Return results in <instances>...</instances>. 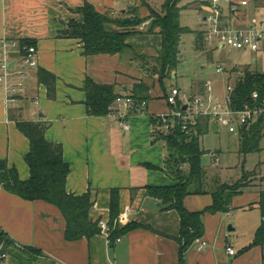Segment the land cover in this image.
Masks as SVG:
<instances>
[{"label":"crops","instance_id":"0c3cea01","mask_svg":"<svg viewBox=\"0 0 264 264\" xmlns=\"http://www.w3.org/2000/svg\"><path fill=\"white\" fill-rule=\"evenodd\" d=\"M129 1L0 0V76H7L10 88L17 86L19 72L23 69V47L27 46L24 42L32 43L38 58V66L29 70L30 78L16 103H8L10 89L0 82V159L16 167L21 180H28L30 170L25 156L30 149V140L19 130L17 121L44 123L47 125L46 139L62 144L64 160L70 166L67 191L76 195L90 193L95 205L92 217L108 222L112 191L117 190L120 226L136 223L137 227L124 233L117 244L109 243L104 234L69 241L65 238V219L56 206L41 200H25L1 186L0 231L18 245L40 250L45 258L56 264H254L264 257V247L253 245L263 217L255 233L252 232V238L237 245L228 235L232 232L228 230L231 210L226 213L205 212L202 216L203 238L208 246L198 250L193 242L181 257L179 213L164 209L159 199L147 193L148 187L177 183L164 171L166 150L161 142L153 143L151 117L171 110L166 96L172 88L181 91L178 86L171 85V81L177 78L178 68L162 79L155 72L162 39L156 32H149L151 21L146 20L145 27L140 26L129 35V49L124 54L86 56L80 40L60 36L70 20L83 21V15L75 10L86 2L94 5L99 13L115 18L135 8L141 18H149L150 10L142 7L141 2L131 5ZM197 1L205 23L211 4L208 0ZM244 1L247 4L243 5ZM219 4L225 22L238 30H245L253 19L264 17V3L230 0ZM196 39L197 48L206 50V42L199 48L197 41L200 40ZM207 52L212 59V52ZM242 52L254 55L251 60L254 68L248 64H236L225 70L226 88L234 86L237 78L247 70L264 73V41L258 52L248 49ZM5 64L6 70L3 68ZM41 70L55 77L53 95L40 81ZM87 79L112 85L117 95L140 93L148 96L146 111L142 114L133 112L129 118L131 129L123 130L120 117L125 111L123 108L113 104L105 115L91 111L85 90ZM205 82H193L191 92L181 93L188 96L202 94ZM226 88L223 94L216 96L222 98ZM218 125L210 120V127ZM212 158L216 166L218 157L215 153ZM244 191L245 188L234 196L231 205L258 209L261 213L259 202L264 190ZM184 204L191 212H201L213 204V197L211 194L189 195ZM228 247L234 249V255H229Z\"/></svg>","mask_w":264,"mask_h":264},{"label":"trees","instance_id":"16d2710c","mask_svg":"<svg viewBox=\"0 0 264 264\" xmlns=\"http://www.w3.org/2000/svg\"><path fill=\"white\" fill-rule=\"evenodd\" d=\"M182 0H166L162 10L150 8L148 19L141 18L137 9L127 11L120 17H112L99 13L94 5L86 2L75 11L83 15V21L70 20L60 36L78 39L83 44L84 55H116L124 54L129 49L127 38L134 34L146 20H150L149 32L161 36L162 45L156 58V70L160 79L166 78L177 70L179 43L181 36L188 32L182 26L180 16ZM260 5L264 0H253ZM199 35L198 45L202 47ZM27 46L32 43L24 42ZM40 81L44 82L51 95L55 90V77L45 70L40 71ZM138 86L137 88H140ZM87 104L94 114L105 115L119 96L112 85H101L92 79L86 80ZM146 91V90H145ZM258 91L264 96V73L247 70L237 78L234 85V102L241 108L251 94ZM136 102L146 101L143 94L131 95ZM167 101V96H166ZM168 103V102H167ZM169 105V104H168ZM170 109L171 106L169 105ZM131 112L138 113L137 108ZM153 126V143L161 142L166 150L164 171L177 183L166 187H148L147 193L159 199L166 210L174 209L180 215L181 235L180 255L189 249L197 237H203L205 212H229L234 196L240 194L246 186L244 180L239 184L230 185L216 179L215 186H206V171L202 165L205 154L201 146L202 137L208 133L210 119L197 117L191 124V133L186 135L176 122L174 127L166 130L162 120L156 115L151 117ZM19 130L29 138L30 149L25 161L30 170V178L21 180L16 167L9 166L7 160L0 159V185L10 193L28 201H45L56 206L66 222L65 238L69 241L91 238L103 234L99 221L92 217L93 202L90 193L76 195L67 191V179L71 171L64 160L63 146L50 142L45 137L47 125L28 121H17ZM264 131V122L256 123L251 129H243L239 135L241 152L251 153L259 149V141ZM211 194L213 204L201 212L186 209L184 201L189 195ZM263 221L258 228L253 245L264 247V191H261L259 202ZM119 195L112 191L110 220V238L115 240L130 229L137 227L130 223L121 227L119 223ZM6 255V264H56L45 258L41 251L29 246H21L0 231V255ZM12 262V263H11Z\"/></svg>","mask_w":264,"mask_h":264},{"label":"rangeland","instance_id":"374dc122","mask_svg":"<svg viewBox=\"0 0 264 264\" xmlns=\"http://www.w3.org/2000/svg\"><path fill=\"white\" fill-rule=\"evenodd\" d=\"M138 1L142 3L144 8L160 11L166 0H130L129 3L134 5ZM196 2L198 3L197 0H182L179 4L181 7V24L189 32L181 37L177 78L171 81V85L178 86L181 91L188 92L193 82L211 81L216 95L224 92L228 84L226 74L224 72L217 73L216 66L221 64L227 70L236 64H242L241 66L248 64L254 68V64H251L254 55L228 47L221 49L215 43L206 41L204 37L206 29L203 20L204 13ZM191 3L195 6H190ZM223 8L225 9L224 6ZM201 34V41L206 42V50L198 49L196 46V37ZM207 51L212 52V59L208 57ZM258 69L262 71L261 66ZM260 134L262 136L259 141V149L251 153H243L240 151L241 147L237 135L230 133L223 125L211 126L208 133L201 139V146L205 151L202 157V165L206 171V186L209 188L213 186L214 188L216 179L230 185L239 184L244 179L246 184L244 188L247 193L256 192V189L264 190V131ZM214 153L218 157L216 166L213 165L212 154ZM261 221L262 216L258 209L232 206L228 215V226L232 225L235 229L228 232L231 241H236L237 245H243L247 239L252 238V232L255 233Z\"/></svg>","mask_w":264,"mask_h":264},{"label":"built area","instance_id":"2783aa9c","mask_svg":"<svg viewBox=\"0 0 264 264\" xmlns=\"http://www.w3.org/2000/svg\"><path fill=\"white\" fill-rule=\"evenodd\" d=\"M211 4L209 13L206 15L204 31L205 40L215 43L218 47L229 48L233 50H250L258 52L261 49V44L264 41V17L253 19L248 28L238 30L225 22L223 10L220 2H228L230 0H208ZM247 4V1L242 3ZM145 27L143 23L141 25ZM214 40V41H212ZM16 43H14V46ZM23 60V69L19 72L20 81L17 86L11 87L7 84V76H0V82L6 84V89H10V95L7 98L8 103L14 104L24 88V84L30 78L29 70L37 68L38 58L35 47L25 46ZM3 68L8 67L5 64ZM224 66L218 64L216 66L217 73H223ZM234 86L229 85L226 93L222 98L214 95L211 81H206L204 84V93L194 96L182 94L178 88H172L167 95V102L171 106V110L167 113L157 115L163 122V127L169 130L174 127L177 122L181 127V131L186 135L191 133V124L197 117H207L216 124L225 125L228 131L234 135H239L243 129L249 130L256 123L264 122V96L258 91L251 94L249 99L241 108H236L234 102ZM114 105L123 108L125 111L121 113V128L125 131L131 129L129 118L133 114L132 110H138L142 114L146 111L147 101L136 102L130 95H119ZM186 107V108H185ZM185 108V109H184ZM1 187V185H0ZM95 209V205L93 206ZM128 213V212H126ZM99 226L102 233L107 237L109 243L117 244L122 238L118 237L115 240L110 238V227L107 221L100 220ZM194 243L198 250H202L208 246V242L203 237H197ZM229 255H234L233 248L228 247ZM0 264H6V255H0ZM254 264H264V257L257 260Z\"/></svg>","mask_w":264,"mask_h":264},{"label":"water","instance_id":"95a60500","mask_svg":"<svg viewBox=\"0 0 264 264\" xmlns=\"http://www.w3.org/2000/svg\"><path fill=\"white\" fill-rule=\"evenodd\" d=\"M185 108H186V107H185ZM185 108H184V109H185ZM228 230H229V231H233V230H234V228L232 227V225H229Z\"/></svg>","mask_w":264,"mask_h":264}]
</instances>
